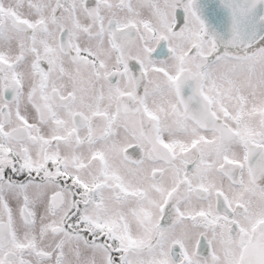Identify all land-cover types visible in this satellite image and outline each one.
Listing matches in <instances>:
<instances>
[{
	"label": "snow or ice",
	"instance_id": "6c2138e0",
	"mask_svg": "<svg viewBox=\"0 0 264 264\" xmlns=\"http://www.w3.org/2000/svg\"><path fill=\"white\" fill-rule=\"evenodd\" d=\"M0 264H264V0H0Z\"/></svg>",
	"mask_w": 264,
	"mask_h": 264
}]
</instances>
